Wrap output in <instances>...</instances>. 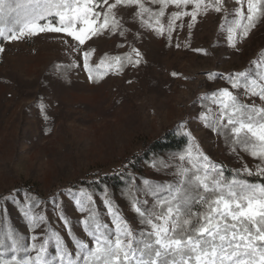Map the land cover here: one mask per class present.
I'll return each mask as SVG.
<instances>
[{"label": "rangeland", "instance_id": "rangeland-1", "mask_svg": "<svg viewBox=\"0 0 264 264\" xmlns=\"http://www.w3.org/2000/svg\"><path fill=\"white\" fill-rule=\"evenodd\" d=\"M7 2L15 8L26 0ZM145 3L159 10L158 4ZM225 4L230 13L237 7L235 0ZM244 8L246 13V4ZM176 10L174 5L166 8L161 23L167 25ZM135 11V7L117 10L125 35L106 32L83 46L60 33L0 40L5 49L0 53V227L11 228L28 245L34 242L33 235L39 237L37 244L48 239L50 256L55 254L53 233H59L70 251L75 250L73 237L89 241L80 223L83 216L69 194L81 188L94 193L102 220L111 226L100 199L106 187L120 214L138 232L142 225L131 208L130 186L135 185L143 200V181L174 182L178 156L189 146L188 134L224 172L234 175L247 167L256 173L260 163L245 152H233L231 142L206 127L200 117L208 107H216L201 97L222 88L232 90L225 77L250 69L261 59L264 18L230 47L227 31L221 29L223 12L198 16L191 30L187 27L191 18L184 17L183 27H177L169 40L167 33L157 35L141 26ZM133 47L142 55L139 65L125 63L122 71L109 66L111 57ZM89 49L94 50L89 58L94 70L91 81L82 57ZM209 73L218 75L209 79ZM239 99L262 104L243 90ZM166 131L183 135L184 143L140 156L144 146ZM109 175L119 180L110 183ZM147 198L151 203V195ZM26 199L38 200L35 210L47 218L34 231L21 211ZM57 204L71 225L70 233L58 218Z\"/></svg>", "mask_w": 264, "mask_h": 264}, {"label": "snow or ice", "instance_id": "snow-or-ice-1", "mask_svg": "<svg viewBox=\"0 0 264 264\" xmlns=\"http://www.w3.org/2000/svg\"><path fill=\"white\" fill-rule=\"evenodd\" d=\"M150 2L158 4L159 10L146 6L145 0H113L111 3L109 0H26L17 3L15 8L7 0H0V40L12 42L60 33L83 46L106 32L125 35L117 10L135 7L134 18L141 26L151 28L157 35L167 33L169 40L177 27H183L184 17L191 18L187 24L191 30L198 16L210 11L223 12L221 29L227 31L229 46L235 47L238 40L246 38L257 21L264 18V0H235L237 7L231 13L225 0ZM170 5L177 10L170 13L164 25L161 18ZM188 6H191L190 11L185 10ZM229 15L234 19L229 21ZM4 51L0 46V53ZM93 51L82 53L90 81L94 70L89 58ZM196 51L203 52L202 49ZM141 59V53L133 47L129 53L111 57L113 63L109 66L122 71L125 63L137 66ZM100 64H104V58ZM217 75L208 74L209 79ZM225 79L236 91L222 88L201 97L216 107H208L200 118L206 127L231 142L233 152L242 151L260 161L256 173L264 176V53L260 60L252 62V68L229 74ZM240 90L245 96L258 97L262 104L242 103ZM188 135L189 146L178 156L180 163L174 182L152 185L143 181L146 186L143 200L139 199L135 185L130 186L131 208L142 225L138 232L120 214L106 187L100 199L111 218V226L102 220L94 193L81 188L69 194L83 216L80 223L88 242L73 237L75 250L70 251L59 233H53L55 254L50 256L48 239L37 244L39 237L33 235L34 242L28 245L11 228L5 231L0 227V264H264V183H251L239 178V173L227 177L223 167L204 155ZM243 171L252 174L247 167ZM37 208L38 200L26 199L21 209L33 231L47 223L46 216L36 212ZM56 208L58 218L70 233L67 217L59 211V204Z\"/></svg>", "mask_w": 264, "mask_h": 264}, {"label": "trees", "instance_id": "trees-1", "mask_svg": "<svg viewBox=\"0 0 264 264\" xmlns=\"http://www.w3.org/2000/svg\"><path fill=\"white\" fill-rule=\"evenodd\" d=\"M184 137L181 134H176L173 132H163L160 134L157 138L152 139L147 146H144L140 156H143L144 158L149 157L150 153L154 150H165V149H171V148H177L182 143H184ZM227 177H231L239 173V178L245 179L251 183H264V176L258 175L256 173H252L251 175H248L245 172H237L232 175L231 170H227L224 172ZM110 178H108V182L115 183L119 179L116 177V175H109ZM194 210H198L194 208Z\"/></svg>", "mask_w": 264, "mask_h": 264}]
</instances>
